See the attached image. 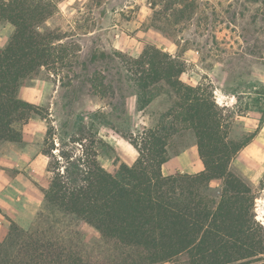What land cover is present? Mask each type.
Returning a JSON list of instances; mask_svg holds the SVG:
<instances>
[{"label":"trees","instance_id":"1","mask_svg":"<svg viewBox=\"0 0 264 264\" xmlns=\"http://www.w3.org/2000/svg\"><path fill=\"white\" fill-rule=\"evenodd\" d=\"M52 14L38 0H0V20L14 27L0 48V144L21 141L19 125L42 117L48 122L42 152L51 174L42 188L49 213L40 212L29 229L9 219L0 264H160L175 258L181 264H264L254 190L231 169L259 127L230 138L233 115L217 102L212 85L185 82L184 61L147 44L127 59L139 107L165 92L173 102L156 126L124 135L137 152L134 163L107 170L98 130L105 113L79 112L56 125L49 108L21 96L43 68L63 60L54 33L39 29ZM253 104L264 124V88ZM181 129L193 131L203 169L164 174L169 139ZM65 218L75 224L63 225ZM84 224L97 232L90 242L80 231Z\"/></svg>","mask_w":264,"mask_h":264},{"label":"rangeland","instance_id":"2","mask_svg":"<svg viewBox=\"0 0 264 264\" xmlns=\"http://www.w3.org/2000/svg\"><path fill=\"white\" fill-rule=\"evenodd\" d=\"M38 1L53 11L39 29L54 33L56 55L63 60L57 67L43 68L22 87L24 99L49 108L56 125L79 112L105 113V122L98 126L106 142L100 161L115 172L137 156L124 135L156 126L173 102L165 92L140 109L128 80L127 59L139 56L147 44L169 52L184 61L185 82L210 83L217 102L228 107L233 115L230 138L240 139L259 127L232 160L231 169L252 186L256 215L264 225V124L253 104L264 88V0ZM13 32L11 23L0 20V48ZM47 125L35 115L19 125L21 141L0 144V211L22 229L36 226L40 212L49 213L42 192L51 176L42 152ZM167 149L165 174L199 171L192 130L173 133ZM186 161L193 167H186ZM174 163L180 164L171 167ZM63 221L75 224L71 218ZM80 231L85 242L97 233L88 224ZM181 262L175 258L160 264Z\"/></svg>","mask_w":264,"mask_h":264},{"label":"crops","instance_id":"3","mask_svg":"<svg viewBox=\"0 0 264 264\" xmlns=\"http://www.w3.org/2000/svg\"><path fill=\"white\" fill-rule=\"evenodd\" d=\"M199 160H200V158H199ZM179 164L178 163H174L171 167H177ZM164 165H163V167H164ZM184 165L186 167H189V168L193 167V164L191 163V161H186L184 163ZM198 167H199V171L203 169V165H202L201 160L198 162ZM187 173H189V172H187ZM9 228H10V221L0 211V241L3 240L6 237L8 231H9Z\"/></svg>","mask_w":264,"mask_h":264},{"label":"water","instance_id":"4","mask_svg":"<svg viewBox=\"0 0 264 264\" xmlns=\"http://www.w3.org/2000/svg\"><path fill=\"white\" fill-rule=\"evenodd\" d=\"M101 16H104V12H102V13H101ZM217 96H220V94H219V93H217Z\"/></svg>","mask_w":264,"mask_h":264}]
</instances>
